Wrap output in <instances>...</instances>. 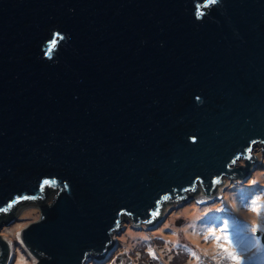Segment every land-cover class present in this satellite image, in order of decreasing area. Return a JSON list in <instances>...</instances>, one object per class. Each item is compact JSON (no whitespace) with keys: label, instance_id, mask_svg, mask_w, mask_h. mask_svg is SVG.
<instances>
[{"label":"water","instance_id":"1","mask_svg":"<svg viewBox=\"0 0 264 264\" xmlns=\"http://www.w3.org/2000/svg\"><path fill=\"white\" fill-rule=\"evenodd\" d=\"M205 3L0 0V264L34 199L37 264H94L131 218L254 174L264 0Z\"/></svg>","mask_w":264,"mask_h":264},{"label":"rangeland","instance_id":"2","mask_svg":"<svg viewBox=\"0 0 264 264\" xmlns=\"http://www.w3.org/2000/svg\"><path fill=\"white\" fill-rule=\"evenodd\" d=\"M260 151L262 159L254 174L210 185L209 193L205 187L195 195L170 201L159 220L135 223L131 218L111 247L112 261L94 260V264H237L229 253L239 257V264H264V244L256 233L264 232L263 145ZM253 201L258 211L253 210ZM50 205L34 199L16 212L10 221L14 249L5 264L38 263L23 242L22 232Z\"/></svg>","mask_w":264,"mask_h":264},{"label":"snow or ice","instance_id":"3","mask_svg":"<svg viewBox=\"0 0 264 264\" xmlns=\"http://www.w3.org/2000/svg\"><path fill=\"white\" fill-rule=\"evenodd\" d=\"M216 2H217V0H207V3L202 5V7H208L209 5L215 4ZM197 14H198V16H203L204 15L203 11L200 10V9H198ZM57 39H62V37L58 36ZM57 39H53L51 41V43L49 45V48H48L49 53L54 49V47H55V45L57 43ZM47 183H48V181H45V184H47ZM22 199H27V197H23ZM252 203H253V210L254 211H258V209L256 208V201H253ZM11 206L12 205H9V207H11ZM261 221H262V223H264V216L261 217ZM217 239H219V238H217ZM225 239L227 240V237H225ZM228 255L233 261H235V262H237V264H239V257L236 254L229 253Z\"/></svg>","mask_w":264,"mask_h":264},{"label":"flooded vegetation","instance_id":"4","mask_svg":"<svg viewBox=\"0 0 264 264\" xmlns=\"http://www.w3.org/2000/svg\"><path fill=\"white\" fill-rule=\"evenodd\" d=\"M207 192V191H206ZM260 239H261V235H260ZM261 242H262V240H261ZM114 251V250H113ZM112 250H111V247H108V253H107V256H106V258H104V259H102V260H99V261H97V263H110L111 261H112V259H113V257H114V252H113ZM130 257V256H129ZM122 257H118L116 260H118V259H121ZM124 258H122V260H123ZM115 260V261H116Z\"/></svg>","mask_w":264,"mask_h":264},{"label":"bare ground","instance_id":"5","mask_svg":"<svg viewBox=\"0 0 264 264\" xmlns=\"http://www.w3.org/2000/svg\"><path fill=\"white\" fill-rule=\"evenodd\" d=\"M235 205H236V204H235ZM194 216L196 217V216H198V214L196 213ZM198 221H199V220H195V222H197V223H198Z\"/></svg>","mask_w":264,"mask_h":264}]
</instances>
